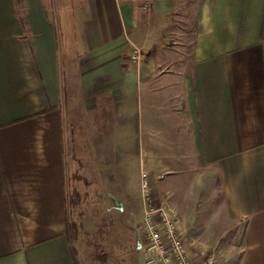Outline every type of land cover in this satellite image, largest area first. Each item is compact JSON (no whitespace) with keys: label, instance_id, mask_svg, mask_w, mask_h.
<instances>
[{"label":"crops","instance_id":"1","mask_svg":"<svg viewBox=\"0 0 264 264\" xmlns=\"http://www.w3.org/2000/svg\"><path fill=\"white\" fill-rule=\"evenodd\" d=\"M54 1L0 0V264H84L67 163L133 213L147 172L181 231L203 202L264 264V0Z\"/></svg>","mask_w":264,"mask_h":264},{"label":"rangeland","instance_id":"2","mask_svg":"<svg viewBox=\"0 0 264 264\" xmlns=\"http://www.w3.org/2000/svg\"><path fill=\"white\" fill-rule=\"evenodd\" d=\"M69 1H54L57 7L54 16L56 21L62 11L58 8L68 4ZM58 10L60 11L58 12ZM194 37L193 32L192 34L190 32L187 39L177 35L175 40L169 41L168 47H181V42H183L186 44V49L191 51L194 47ZM68 155L69 153H66L67 161H69ZM84 172L85 170L82 168L77 169L76 163H70V165L67 163L66 165L67 219L76 225L77 230H73L71 236L80 247L83 263L145 264L143 255L138 251L140 238L136 231L145 215L144 208L141 209V202H134L136 213H133L127 206L128 202L112 201L102 192L99 172H91L89 181L84 178ZM136 180L137 177L132 172L130 181L136 182ZM203 190L201 187V196ZM139 192L142 200L141 178L139 179ZM111 193L113 194V192ZM117 196L114 195V197ZM202 204L203 202H200V233L181 231L182 236L187 240V245L199 257L216 251L221 252L224 264H238L241 254L239 233L228 227L225 231L216 228L215 232H205L213 217L210 211L201 208Z\"/></svg>","mask_w":264,"mask_h":264},{"label":"built area","instance_id":"3","mask_svg":"<svg viewBox=\"0 0 264 264\" xmlns=\"http://www.w3.org/2000/svg\"><path fill=\"white\" fill-rule=\"evenodd\" d=\"M152 1L142 0L140 10L143 14L151 11ZM141 56L142 51L136 48L131 60L139 62ZM141 194L145 215L136 231L140 238L138 251L143 255L145 264H224L221 252L208 253L199 260L189 254L176 213L168 203L157 205L147 172L141 174Z\"/></svg>","mask_w":264,"mask_h":264},{"label":"trees","instance_id":"4","mask_svg":"<svg viewBox=\"0 0 264 264\" xmlns=\"http://www.w3.org/2000/svg\"><path fill=\"white\" fill-rule=\"evenodd\" d=\"M67 228H68V232L70 233V237H72L71 236V232L73 231V230H77L76 229V225H75V223H73V222H70L69 220H67ZM71 239V238H70ZM74 239V238H73Z\"/></svg>","mask_w":264,"mask_h":264}]
</instances>
